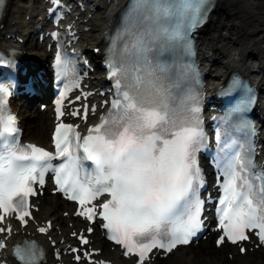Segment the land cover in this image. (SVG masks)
I'll use <instances>...</instances> for the list:
<instances>
[{
	"label": "snow or ice",
	"instance_id": "obj_1",
	"mask_svg": "<svg viewBox=\"0 0 264 264\" xmlns=\"http://www.w3.org/2000/svg\"><path fill=\"white\" fill-rule=\"evenodd\" d=\"M207 4L208 0H133L131 39L119 58L109 61L110 79L118 90L112 110L83 137L72 125L58 123L54 154L20 144L16 118L6 108L8 91L0 87V212H14L25 224L33 185H43L45 173L51 171L68 199L90 204L103 195L110 197L100 205L103 227L126 255H138L140 264L154 248L171 252L191 242L203 225V202L194 188L200 175L195 145L203 135L199 108L176 101L161 74L164 69L158 71L148 53L190 47L188 37L206 19ZM57 63H62L59 54ZM60 115L58 101V120ZM57 159L61 163L53 165ZM84 161H90L93 170L82 178ZM254 168L250 155H234L219 201L224 236L218 245L225 237L232 243L248 239L246 230H257L264 243V171ZM86 212L92 220L96 209L88 207ZM3 218L0 215V222ZM4 247L0 241V249ZM14 254L21 264H37L35 245L16 247Z\"/></svg>",
	"mask_w": 264,
	"mask_h": 264
},
{
	"label": "bare ground",
	"instance_id": "obj_2",
	"mask_svg": "<svg viewBox=\"0 0 264 264\" xmlns=\"http://www.w3.org/2000/svg\"><path fill=\"white\" fill-rule=\"evenodd\" d=\"M123 2L124 0H110L108 3L107 0L104 2L99 0L96 4H91V7L103 4L105 8L93 13L87 23L90 30L82 35V43L79 45L84 52H87L88 45L99 43L102 32L109 27L111 19ZM6 4L2 20L3 33L15 32L25 39V43L19 45L13 40L5 42L19 46L23 52L26 51L27 57L31 58L33 63L43 60L47 54L32 38V23L36 17L34 14L41 1L29 0L24 3L22 0H8ZM26 15L31 17L29 22L25 21ZM75 24L82 23L76 21ZM234 25H241L239 27L246 28L247 32L243 33V30L235 29ZM198 41L200 55L208 66V76L211 81L217 77L222 79L231 71L240 70L245 74L257 76L256 81L264 94V0H217L209 22L198 33ZM219 59L220 64L217 62ZM13 106L21 116L25 140L38 144L46 143L48 141L46 131L51 128L48 114L40 113L37 109L33 111L31 103H13ZM51 199L57 200L50 202ZM67 210H69L67 203L57 197H47L42 202L37 216L39 219H52L65 233L68 219L62 217L61 212ZM95 239V246L103 247V242L97 237ZM225 249H229L230 253L234 251L232 247ZM102 256L115 259L117 253L106 248ZM167 259H170V264L171 262L174 264H264V251L258 249L246 253L244 257L237 255L229 260L214 246L211 248L206 240L195 247L189 245L178 248ZM166 260L156 261L155 264H167ZM115 261L119 262L117 259ZM119 263L131 264L130 261Z\"/></svg>",
	"mask_w": 264,
	"mask_h": 264
},
{
	"label": "rangeland",
	"instance_id": "obj_3",
	"mask_svg": "<svg viewBox=\"0 0 264 264\" xmlns=\"http://www.w3.org/2000/svg\"><path fill=\"white\" fill-rule=\"evenodd\" d=\"M28 0H24V2H27ZM239 26H241V25H234V28L235 29H237V30H243L242 32L243 33H246L247 32V29L245 28V29H243L242 27H239ZM31 107H32V110L33 111H35L36 110V108L33 106V104L31 103ZM44 114H46L47 115V113H44ZM30 120H32V119H30ZM35 119H33L32 121H34ZM210 244V247H212V244L211 243H209ZM222 255H225L224 254V251H219ZM170 259H168V260H166L165 261V263H169L170 264V261H169ZM171 264H174V262H171Z\"/></svg>",
	"mask_w": 264,
	"mask_h": 264
}]
</instances>
